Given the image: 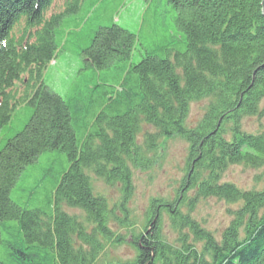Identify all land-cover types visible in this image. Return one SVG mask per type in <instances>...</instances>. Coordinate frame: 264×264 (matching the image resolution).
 <instances>
[{"label": "trees", "instance_id": "16d2710c", "mask_svg": "<svg viewBox=\"0 0 264 264\" xmlns=\"http://www.w3.org/2000/svg\"><path fill=\"white\" fill-rule=\"evenodd\" d=\"M54 1L0 0V132L17 108L32 112L21 131L0 135V264H264V186L221 181L231 164L264 168V129L243 126L264 117L262 0H154L165 39L151 47L113 22L93 26L81 50L90 72L67 100L43 71L85 19L63 31L77 5ZM205 99L187 127L190 102ZM143 125L155 131L138 142ZM173 135L189 142L184 177L172 200L152 198L150 229L136 233L125 205L132 167H152L159 140ZM89 172L119 185L120 202L97 193ZM209 197L236 205L218 239L193 216ZM166 215L174 240L162 233ZM121 229L136 255L102 259Z\"/></svg>", "mask_w": 264, "mask_h": 264}, {"label": "rangeland", "instance_id": "374dc122", "mask_svg": "<svg viewBox=\"0 0 264 264\" xmlns=\"http://www.w3.org/2000/svg\"><path fill=\"white\" fill-rule=\"evenodd\" d=\"M64 1L62 8L66 7L68 3H76L77 9L65 13L64 20L59 27L72 28L75 21L85 20L76 32L70 33L68 38H65V44L62 42L63 39L59 40L64 45H61L56 51L54 62L46 65L43 77L47 85L65 100L78 91V86L83 87L81 75L90 72V69H85V53L81 50L89 44V41L82 39V37L87 35L93 26H106L114 21L132 32L134 31L141 39L142 47L157 45L165 39L164 22L161 23L156 18L159 16L158 5L155 3L157 0L150 3L148 1L147 7H145V0H99V2L97 0H71L67 3ZM17 86L19 91H23L21 90V83H18ZM206 103V99L190 102V109L185 121L187 127H194L199 122ZM13 113L11 120L1 129L0 135L5 134V136L11 137V134L21 131L24 123L32 114L31 107L27 105H22ZM243 126L248 131L264 129V117L259 119L254 116L250 119H244ZM149 130L155 131L152 127L143 125L138 142H142L143 134ZM159 141L160 145L152 167L149 169H143L140 166L132 167L133 189L127 197L128 201L125 205L127 206V217L129 221L131 220V225H134L127 228L135 229L136 233H140L146 228L150 229L149 226L145 228L144 226L146 210L150 206L152 198L172 200L185 174L189 142L178 135L162 137ZM89 173L93 189L97 193L107 198L111 205L120 202L123 192L119 185H109L94 172ZM222 173L221 181L232 182L241 189H261L264 186V168L252 169L244 165L231 164ZM235 206V204H230L225 200L209 197L196 203L193 216L208 231H212L218 239L222 229L231 221L229 210H233L236 208ZM66 210L70 214L81 215L76 208L70 210L66 208ZM162 222L164 227L162 233L167 238L174 240L176 234L172 231L167 215L164 216ZM130 230L121 229L125 239L119 243L114 242V238L106 241V248L101 258L106 261L131 260L136 255V248L131 241Z\"/></svg>", "mask_w": 264, "mask_h": 264}, {"label": "bare ground", "instance_id": "6f19581e", "mask_svg": "<svg viewBox=\"0 0 264 264\" xmlns=\"http://www.w3.org/2000/svg\"><path fill=\"white\" fill-rule=\"evenodd\" d=\"M145 1H146V0H145ZM147 2H148V0L146 1V4H147ZM149 3H150V2H149ZM144 4H145V2H144ZM146 4H145V7L148 6V4H147V5H146ZM113 23H115V22L113 21ZM115 24H117V23H115ZM82 25H83V23H82L77 29H79ZM117 25H118V24H117ZM119 26H120V25H119ZM120 27H121V26H120ZM122 27H123V26H122ZM62 29H63V31H64V30H67V28H65V27L62 28ZM68 29H69V28H68ZM69 30L73 31L72 28H70ZM68 35H69V34H68ZM68 35L65 34L64 37L62 38V39H63L62 42H63L64 44H65V41H66ZM65 38H66V39H65ZM63 43H60L59 47H60L61 45H64ZM59 47L57 48V50L59 49ZM57 50H56V51H57ZM56 51H55V53H56ZM55 56H56V54L54 55V58H55ZM54 58H53L52 60H50L49 62H54V61H53ZM132 187H133V185H132ZM231 217H232V216H231ZM231 220H232V219H231ZM228 224H229V223H228ZM228 224H227V225H228ZM227 225H226V226H227ZM226 226H225V227H226ZM147 227H148V226H147Z\"/></svg>", "mask_w": 264, "mask_h": 264}, {"label": "water", "instance_id": "95a60500", "mask_svg": "<svg viewBox=\"0 0 264 264\" xmlns=\"http://www.w3.org/2000/svg\"><path fill=\"white\" fill-rule=\"evenodd\" d=\"M261 7H262V11L264 13V0H262V2H261Z\"/></svg>", "mask_w": 264, "mask_h": 264}]
</instances>
